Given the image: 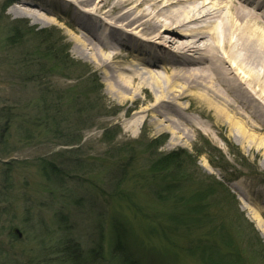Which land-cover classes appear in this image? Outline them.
Returning a JSON list of instances; mask_svg holds the SVG:
<instances>
[{
	"label": "rangeland",
	"instance_id": "1",
	"mask_svg": "<svg viewBox=\"0 0 264 264\" xmlns=\"http://www.w3.org/2000/svg\"><path fill=\"white\" fill-rule=\"evenodd\" d=\"M17 2L0 0V264H57L62 241L88 253L100 234L109 252L116 226L147 264H264V212L255 204L264 168L255 150L196 113L188 116L212 128L189 145L173 148L168 134L143 124L133 138L104 70L76 53L68 19L36 24L15 15ZM48 46L67 50L64 61ZM174 151L192 157L185 194L199 202L195 213L159 202L143 180L153 155ZM125 171L143 176L131 181Z\"/></svg>",
	"mask_w": 264,
	"mask_h": 264
},
{
	"label": "bare ground",
	"instance_id": "2",
	"mask_svg": "<svg viewBox=\"0 0 264 264\" xmlns=\"http://www.w3.org/2000/svg\"><path fill=\"white\" fill-rule=\"evenodd\" d=\"M15 1V15L36 24L68 19L76 53L104 70L133 138L143 124L173 148L189 145L212 126L188 114L212 116L264 168V0Z\"/></svg>",
	"mask_w": 264,
	"mask_h": 264
},
{
	"label": "trees",
	"instance_id": "3",
	"mask_svg": "<svg viewBox=\"0 0 264 264\" xmlns=\"http://www.w3.org/2000/svg\"><path fill=\"white\" fill-rule=\"evenodd\" d=\"M42 34L43 32H40V35ZM41 38L43 40V37ZM48 49L50 50L47 52L50 54L53 53L55 61H57L56 59L61 62L64 61L60 58V54L62 52L66 54L67 50L63 49L56 54L54 51L51 52V47L48 46ZM97 86L100 88L99 83ZM98 92H100L99 89ZM10 119V122H12L13 118ZM9 127V125L4 126V128ZM154 146H156L155 141L150 142V145H146V149L150 151ZM187 154L188 153L185 151H174L168 154L162 153L158 156L153 155V159L146 172V177H143V180L151 182L154 194L159 202H169L174 206L176 211L181 208L183 211H181L180 214L183 215L188 214L187 210H189L190 207L194 208L192 212L195 213V208L197 207L193 205L199 203H192L187 199L188 194H185V192L190 189L188 184L191 183V177H188V175L186 176L187 172L184 166L185 160L192 159V157ZM133 158L134 156H132L130 160ZM128 163L132 164L133 160L131 162L128 161ZM131 166L132 165L126 167L125 170L129 167L132 168ZM126 173L127 171L123 172L125 176L130 177L131 181L139 180V178L143 176L142 173L140 176H133L136 172H131V174L127 173L128 175H126ZM125 176L121 179V183L125 180ZM199 189L200 188H198V190ZM114 230L116 233L109 252H107L103 246V234H100L97 245L88 253L84 252L78 244L72 243L69 239L66 240L67 242L62 241L58 251L61 258L57 259V264H147L134 255V252L124 238V233L121 228L116 226Z\"/></svg>",
	"mask_w": 264,
	"mask_h": 264
}]
</instances>
